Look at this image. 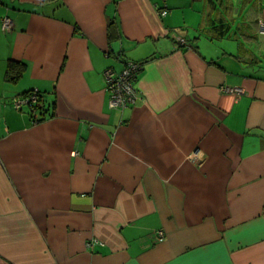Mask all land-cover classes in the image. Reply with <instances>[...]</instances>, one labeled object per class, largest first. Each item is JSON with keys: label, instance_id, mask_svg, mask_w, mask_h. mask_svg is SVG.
<instances>
[{"label": "crops", "instance_id": "obj_1", "mask_svg": "<svg viewBox=\"0 0 264 264\" xmlns=\"http://www.w3.org/2000/svg\"><path fill=\"white\" fill-rule=\"evenodd\" d=\"M261 21L264 0H0V264H264ZM127 61L140 100L113 109Z\"/></svg>", "mask_w": 264, "mask_h": 264}, {"label": "built area", "instance_id": "obj_2", "mask_svg": "<svg viewBox=\"0 0 264 264\" xmlns=\"http://www.w3.org/2000/svg\"><path fill=\"white\" fill-rule=\"evenodd\" d=\"M161 14H165V12ZM11 25V20L8 18H4L1 22L3 31L9 30ZM258 30L260 34L264 35V22L258 23ZM177 45H185V39L177 38ZM141 68L142 63L127 61L119 72H115L110 68L104 71L110 108L123 110L134 106L140 100L135 82ZM226 91L229 90L226 89ZM233 93L239 92L238 90H233ZM36 95L37 92L32 91L28 97L17 98L14 100V107L16 109H20L22 106L27 107L29 103H34L38 99ZM160 238L162 239V236Z\"/></svg>", "mask_w": 264, "mask_h": 264}, {"label": "trees", "instance_id": "obj_3", "mask_svg": "<svg viewBox=\"0 0 264 264\" xmlns=\"http://www.w3.org/2000/svg\"><path fill=\"white\" fill-rule=\"evenodd\" d=\"M22 69L23 64H16L9 60L6 72L7 79H16L21 74ZM31 93L32 91L25 92L22 97H28ZM36 96L38 99L27 105L28 114L34 123L42 121L45 118L44 113H49V107L44 106L42 94L37 92Z\"/></svg>", "mask_w": 264, "mask_h": 264}]
</instances>
